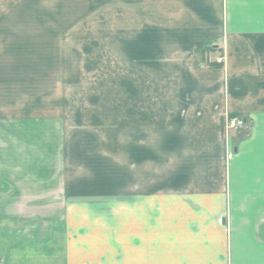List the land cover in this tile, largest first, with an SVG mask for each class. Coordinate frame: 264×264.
I'll list each match as a JSON object with an SVG mask.
<instances>
[{
	"label": "crops",
	"instance_id": "crops-1",
	"mask_svg": "<svg viewBox=\"0 0 264 264\" xmlns=\"http://www.w3.org/2000/svg\"><path fill=\"white\" fill-rule=\"evenodd\" d=\"M123 2L129 36L180 53L171 136L140 143L124 188L0 166V264H264V0Z\"/></svg>",
	"mask_w": 264,
	"mask_h": 264
},
{
	"label": "rangeland",
	"instance_id": "rangeland-1",
	"mask_svg": "<svg viewBox=\"0 0 264 264\" xmlns=\"http://www.w3.org/2000/svg\"><path fill=\"white\" fill-rule=\"evenodd\" d=\"M123 1L0 0V166L124 188L140 143L171 136L159 104L180 53L129 36Z\"/></svg>",
	"mask_w": 264,
	"mask_h": 264
},
{
	"label": "built area",
	"instance_id": "built-area-1",
	"mask_svg": "<svg viewBox=\"0 0 264 264\" xmlns=\"http://www.w3.org/2000/svg\"><path fill=\"white\" fill-rule=\"evenodd\" d=\"M216 62H220L222 61V55L219 54L216 58H215ZM244 122V119L241 117H237V116H231L228 118L227 120V127H231V128H237L239 126H241Z\"/></svg>",
	"mask_w": 264,
	"mask_h": 264
}]
</instances>
